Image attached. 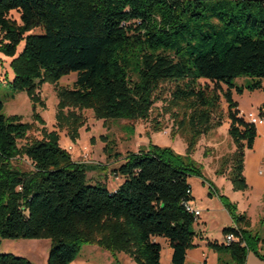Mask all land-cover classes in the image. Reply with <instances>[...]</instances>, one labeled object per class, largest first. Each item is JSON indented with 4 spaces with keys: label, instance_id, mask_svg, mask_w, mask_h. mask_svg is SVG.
<instances>
[{
    "label": "trees",
    "instance_id": "16d2710c",
    "mask_svg": "<svg viewBox=\"0 0 264 264\" xmlns=\"http://www.w3.org/2000/svg\"><path fill=\"white\" fill-rule=\"evenodd\" d=\"M0 36V51L9 56L23 43L10 63L9 85L27 94L36 123L45 124L37 90L48 83L56 86V126L72 139L86 123L83 110L98 120L135 121L146 119L157 100L183 110L180 119L178 112L172 116L189 133L185 154L154 144L128 153L112 170L124 180L110 191L87 183L93 166L74 161L55 131L43 127L40 140L20 146L34 124L3 114L0 102V238L49 239L46 264H70L85 244L122 251L136 264H160L156 239H162L171 264H185L195 219L185 208L193 199L188 178L205 181L192 155L200 137L221 125L222 95L235 150L216 174L234 190L247 188L244 152L253 148L257 129L238 116L231 91H264V0H0ZM71 73L74 86L59 87ZM242 76L247 82L236 85ZM104 151L119 158L109 142ZM23 157L31 170L13 164ZM219 199L233 222L224 234H239L240 242L213 243V249L228 252L236 264L249 251L264 260L250 220L226 196ZM0 264L35 263L0 253Z\"/></svg>",
    "mask_w": 264,
    "mask_h": 264
},
{
    "label": "rangeland",
    "instance_id": "374dc122",
    "mask_svg": "<svg viewBox=\"0 0 264 264\" xmlns=\"http://www.w3.org/2000/svg\"><path fill=\"white\" fill-rule=\"evenodd\" d=\"M12 16L18 19L17 13L13 12ZM22 49L23 43L21 42L15 48L12 56L0 51V102L3 103L2 112L6 115H20L23 122L34 124V129L27 133L28 138L19 141L20 146L33 139L40 140L42 137L40 130L43 127L49 132L55 131L58 134L57 143L59 147L67 151L74 161L85 162L93 166L86 173L87 183H104L110 191L124 180L122 176L114 175L112 170L126 161L128 153H136L141 148L154 144L160 147H169L177 154H185L186 140L189 136L188 127L185 124L178 129L172 116L174 112H178V119H180L183 110L169 106L166 100V102L157 100L146 119L135 121L125 119L98 120L94 117L91 110H83L82 114L86 119V123L79 129V137L72 139L65 130H59L56 126L55 113L58 102L56 86L45 83L37 90L43 102V106L37 107V112L45 124L36 123L33 120L31 102L27 94L25 92L14 93L9 85L14 76L10 63L14 58H17ZM75 79V73L65 75L58 81V86L72 88ZM247 80V78L242 76L237 77L234 82L240 86L245 84ZM200 82L202 84L208 83L205 80ZM163 86L165 87L164 92H166L169 85L164 84ZM221 88L222 92L226 90L224 85H221ZM163 96H165L164 93ZM165 97L168 96L166 95ZM231 98L236 103L238 102L237 104L242 113H244V117L249 112H253L256 115L262 114L259 111L264 108V91L262 89L253 91L245 89L242 94L232 90ZM220 105L224 112L221 125L200 137L192 155V158L202 167L205 181H202V178L198 176H190L188 178V183L193 190L195 198V200H190L189 203L193 208L199 209L201 214L194 219L190 227L194 232L192 238L193 246L187 250L189 256L185 264H197V258L203 249L213 253L215 250L211 245L223 240L224 230L233 227V222L230 225L228 224V226H224L227 219L229 221L231 217L219 199L222 195L226 196V193L224 192L225 187L222 183V175L216 174V169L219 167L221 159L229 156L235 150V145L227 133L230 121L227 116L228 104L224 95H222ZM244 121L247 122V119L245 118ZM256 127L258 133L254 141L255 144H253L252 149H247L244 152L245 172L251 182L254 179V173H257L260 169L263 170L262 175L264 176V124ZM106 142L113 144L114 153H119V158L107 157L104 151ZM13 164L23 170L32 169V164L26 157L13 160ZM222 207L226 211L222 212ZM200 233L202 234L201 237H199ZM161 241L163 247L160 264H171L168 260L171 250L169 246L164 244L163 240ZM50 244V240L45 238H0V253L24 257L35 264H46ZM193 255L197 256L194 257ZM70 264L136 263L122 251L112 253L98 245L85 244L80 247L76 258Z\"/></svg>",
    "mask_w": 264,
    "mask_h": 264
},
{
    "label": "crops",
    "instance_id": "0c3cea01",
    "mask_svg": "<svg viewBox=\"0 0 264 264\" xmlns=\"http://www.w3.org/2000/svg\"><path fill=\"white\" fill-rule=\"evenodd\" d=\"M237 109L239 111L238 116H243L244 113H242V111L239 109V106H237ZM259 111L262 113V115L264 114V108H261V110ZM262 174H263V170L262 169L258 170L257 173H254V179L251 182L250 180H248V177L246 176L245 166H244L243 175L247 183V188L245 190H239V191L233 190L230 181L226 178L225 175H222V183L224 184L225 187L224 192L226 193L227 198L236 204L238 212L240 214L245 215L250 220L249 230L253 234L257 235L262 239V243L260 244V251L261 253H264V176ZM191 195L195 200L193 196L192 188H191ZM223 211L226 210L222 207V212ZM228 224L229 225L232 224L231 219H229V221L227 219L224 226H228ZM199 235H200L199 237L202 236L201 233ZM236 236L238 238L240 237L239 234H236ZM161 240L162 239H156V241H158L161 244V247H163ZM221 242L222 240L218 244H221ZM164 244L167 245L165 241ZM168 256H169L168 260L170 261L171 251ZM188 256L189 253L187 252L186 260ZM193 256L196 257L197 255H193ZM197 261H198L197 264H236L232 260L230 254L226 251H222V253H217L213 251V253H210L207 252L205 249L201 250L200 256L197 258ZM243 264H264V260L260 259L253 252L249 251L246 253Z\"/></svg>",
    "mask_w": 264,
    "mask_h": 264
},
{
    "label": "built area",
    "instance_id": "2783aa9c",
    "mask_svg": "<svg viewBox=\"0 0 264 264\" xmlns=\"http://www.w3.org/2000/svg\"><path fill=\"white\" fill-rule=\"evenodd\" d=\"M244 119H247L248 123L254 125L264 124V116L262 114H254L253 112H249L246 114V117L242 116ZM185 208L188 212L192 213L195 218H198L201 212L198 209L193 208L189 202L185 203ZM240 237L238 238L234 232H230L224 235L221 244L225 246H230L233 243H239Z\"/></svg>",
    "mask_w": 264,
    "mask_h": 264
}]
</instances>
